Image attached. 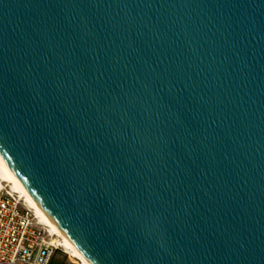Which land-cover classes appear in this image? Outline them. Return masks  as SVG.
<instances>
[{
    "label": "water",
    "instance_id": "1",
    "mask_svg": "<svg viewBox=\"0 0 264 264\" xmlns=\"http://www.w3.org/2000/svg\"><path fill=\"white\" fill-rule=\"evenodd\" d=\"M0 161L92 264H264V0H0Z\"/></svg>",
    "mask_w": 264,
    "mask_h": 264
},
{
    "label": "built area",
    "instance_id": "2",
    "mask_svg": "<svg viewBox=\"0 0 264 264\" xmlns=\"http://www.w3.org/2000/svg\"><path fill=\"white\" fill-rule=\"evenodd\" d=\"M54 237L22 197L0 185V264H83Z\"/></svg>",
    "mask_w": 264,
    "mask_h": 264
},
{
    "label": "bare ground",
    "instance_id": "3",
    "mask_svg": "<svg viewBox=\"0 0 264 264\" xmlns=\"http://www.w3.org/2000/svg\"><path fill=\"white\" fill-rule=\"evenodd\" d=\"M0 185L8 187L10 191L17 193L20 197H22L27 206L30 207L32 211L38 216L39 221H41V223L47 226L51 233L55 235L53 240L55 242H59L66 253H68L73 258L80 259L83 264H92L72 245V243L62 234V232L54 225V223L37 206V204L21 187L14 174L9 171L1 161Z\"/></svg>",
    "mask_w": 264,
    "mask_h": 264
},
{
    "label": "rangeland",
    "instance_id": "4",
    "mask_svg": "<svg viewBox=\"0 0 264 264\" xmlns=\"http://www.w3.org/2000/svg\"><path fill=\"white\" fill-rule=\"evenodd\" d=\"M59 256H61V257H64V254L63 253H61V252H59V254H58ZM57 255V256H58ZM66 257V256H65Z\"/></svg>",
    "mask_w": 264,
    "mask_h": 264
}]
</instances>
